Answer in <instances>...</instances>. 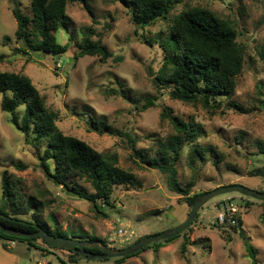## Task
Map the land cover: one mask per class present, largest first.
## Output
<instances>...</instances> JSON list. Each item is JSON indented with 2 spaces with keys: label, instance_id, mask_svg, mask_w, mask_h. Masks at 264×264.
Wrapping results in <instances>:
<instances>
[{
  "label": "rangeland",
  "instance_id": "rangeland-1",
  "mask_svg": "<svg viewBox=\"0 0 264 264\" xmlns=\"http://www.w3.org/2000/svg\"><path fill=\"white\" fill-rule=\"evenodd\" d=\"M20 1L23 12L32 16L31 0ZM90 4L93 17L81 3L68 4V27L55 33L67 50L58 56L27 50L15 36L17 21L12 0H0V55L4 56L0 71L30 76L47 106L58 114L56 123L64 134L85 140L100 152L116 153L118 165L135 173L136 178L115 186L112 205L102 207L105 215L91 201L68 194L39 166V151L43 152L47 144L39 150L26 141L12 124L11 113L2 110L0 92V207L2 174L7 170L19 193L46 203L38 216L33 210L27 211L25 205L11 213L32 223L39 218L50 225L53 214L73 239H78L75 235L87 238L91 234L120 249L140 237L180 225L191 207L170 189L167 174L143 163L136 153L140 150L150 157L157 156L160 141L176 132L170 119L162 117L164 109L172 116L195 119L203 126V134L193 143H186L177 163L181 183H194L190 194L230 184L264 192V176L254 175L264 169V0H185L170 11L167 19L146 27L135 24L130 10L118 0H90ZM194 6L228 20L238 32L245 63L236 79V93L228 100L238 103L242 112L228 108L226 103L219 110H211L198 103L175 100L170 95L171 88L158 87L155 82L165 58L161 39L168 41L175 17ZM87 27L94 31V40L108 47L111 57L103 60L98 55L76 56ZM152 97L154 105L143 109ZM24 111L25 105L17 108L20 115ZM97 123H103L104 130L111 128L113 133L96 131ZM28 137L31 139L32 133ZM196 144L204 159L196 158L191 164ZM16 163L26 168L18 169ZM67 181L74 184L77 180L71 177ZM77 183L93 191L89 183ZM228 198L241 207L245 232L256 248L258 264H264V206L262 201H248L238 193L210 200L185 234L158 250L153 246L121 260L84 258L79 263H69L74 253L47 247L41 239H0V264H253L240 234L218 223V213L225 209L228 203L223 201ZM120 229L128 232L120 235ZM185 242L188 244L183 252Z\"/></svg>",
  "mask_w": 264,
  "mask_h": 264
},
{
  "label": "trees",
  "instance_id": "trees-1",
  "mask_svg": "<svg viewBox=\"0 0 264 264\" xmlns=\"http://www.w3.org/2000/svg\"><path fill=\"white\" fill-rule=\"evenodd\" d=\"M118 1L130 10L135 24L146 27L159 19H167L170 11L185 0ZM12 2V13L17 21L16 39L21 41L27 50L33 52L60 56L67 50V45L60 44L55 33L68 27L67 6L69 3H81L84 9L92 17L94 16L90 0H31L32 16L23 12L20 0H12ZM83 35L77 57L98 55L106 60L112 56V52L106 45L99 39L92 38L94 31L91 27L84 28ZM167 37L168 41L164 39L160 41L165 58L155 80L158 87L171 88L170 95L175 100L198 103L211 110H219L226 103L230 109L243 111L238 103L228 100L236 93V79L242 73L245 63V49L238 42L236 28L228 20L219 18L214 12L203 7H190L175 17ZM3 59L4 56L0 55V61ZM8 91L11 92L10 95L7 94ZM0 92L3 93L2 110L11 113L12 124L25 135L26 141L39 150L43 144H47L43 152L39 151V166L50 180L56 185L63 186L68 194L91 201L96 210L103 213V205H112L110 199L115 186L131 183L136 178L135 173L118 165L116 153L100 152L85 140L64 134L56 123L58 114L47 106L45 97L27 74L0 71ZM154 100L155 97L148 98L143 109L154 105ZM21 105H25L22 115L17 112V108ZM162 117L170 119L176 132L160 141L157 156L150 157L140 150H136V153L142 157L143 163L167 174L170 189L178 193L180 199L192 208L203 193L190 194L194 183L189 182L185 185L181 183L178 178L177 163L186 143H193L203 134V126L195 119L186 121L178 116H172L167 109L163 110ZM104 128L103 123H97L95 130L113 133L111 128L107 130ZM31 133L32 138L29 139L28 136ZM196 158L204 159V153L198 144L192 149L191 164ZM15 166L18 169L26 168L20 163H16ZM254 175L264 176V169L257 171ZM71 177L77 181L83 180L89 183L93 191L89 192L77 181L70 184L67 179ZM240 197L245 198L242 195ZM1 199L0 213L4 216L0 215V223L4 226L30 233L37 231L36 225H39L51 235L70 237L66 230L61 228L53 214L50 216L52 221L50 225L39 218L32 223L29 219L20 218L11 213L16 207L25 205L27 211L33 210L36 215L46 207V203L35 196L27 198L19 193L16 183L7 170H4L2 174ZM251 199L247 198L248 201ZM98 201H102L103 204H98ZM262 204L264 206V201ZM242 215L243 212L239 207L237 222L228 226L240 234L252 263L258 264L257 251L251 242V237L245 232ZM185 233L186 231L182 234ZM180 235L149 244L136 254L153 246L155 250H158ZM74 238L101 240L107 245L105 240L91 234L87 238H83L82 234L75 235ZM0 239L10 241L41 239L47 247L53 248L43 238H22L2 230H0ZM187 244L188 242L183 244V252L186 251ZM4 248L9 250L6 244ZM87 250L101 252L97 248H87ZM69 251L76 255L69 257V263H79L80 260H84L78 252ZM127 257L116 259L121 260Z\"/></svg>",
  "mask_w": 264,
  "mask_h": 264
},
{
  "label": "water",
  "instance_id": "water-1",
  "mask_svg": "<svg viewBox=\"0 0 264 264\" xmlns=\"http://www.w3.org/2000/svg\"><path fill=\"white\" fill-rule=\"evenodd\" d=\"M17 51L18 50H15V52ZM229 193H238L244 197H250L258 201H264V192H259L240 184L220 186L210 191H207L203 193L200 197H198V199L192 206L186 220L180 225L158 234L144 236L140 240L135 241L129 246L120 249H114L104 244L101 240L92 241L90 239L81 240L65 236H54L39 225H36L37 231L29 233L9 228L0 223V230L7 234L19 236L22 238H43L53 248H64L67 250H73L75 252H78L85 259L90 261L127 257L136 254L149 244L166 240L168 238L175 237L185 232L193 225L202 207H204L210 200ZM0 215L4 216V214L2 213H0ZM87 248H97L101 252H91L87 250Z\"/></svg>",
  "mask_w": 264,
  "mask_h": 264
},
{
  "label": "built area",
  "instance_id": "built-area-1",
  "mask_svg": "<svg viewBox=\"0 0 264 264\" xmlns=\"http://www.w3.org/2000/svg\"><path fill=\"white\" fill-rule=\"evenodd\" d=\"M225 204V209L218 213L217 220L221 225H230L237 222V213L239 210V205L234 203L231 198L223 201ZM128 231L120 229V235H125Z\"/></svg>",
  "mask_w": 264,
  "mask_h": 264
}]
</instances>
